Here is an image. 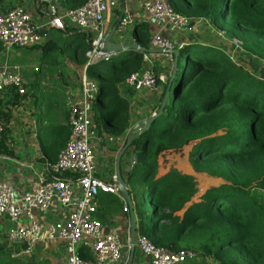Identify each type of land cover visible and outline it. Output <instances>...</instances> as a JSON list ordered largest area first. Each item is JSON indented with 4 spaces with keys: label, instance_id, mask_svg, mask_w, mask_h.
Here are the masks:
<instances>
[{
    "label": "trees",
    "instance_id": "obj_1",
    "mask_svg": "<svg viewBox=\"0 0 264 264\" xmlns=\"http://www.w3.org/2000/svg\"><path fill=\"white\" fill-rule=\"evenodd\" d=\"M58 1L61 8L73 10L89 0ZM166 1L175 14L190 21V28L194 21H207L264 61V0ZM68 31L76 32H63ZM128 35L140 48L149 49L152 34L147 25H135ZM80 36L66 57L83 67L89 43ZM35 47L42 49L44 61L63 52L51 41L27 49ZM211 50L194 43L179 51L175 78L161 85L159 107L168 91L162 114L130 143L137 160L127 190L135 234L155 248L194 253L183 264H264V201L252 195L264 191V80L252 78ZM142 54L122 52L115 61L86 68L87 78L96 85L92 110L98 133L115 139L137 135L129 132V92L123 88L141 71ZM24 87L23 95L13 87L0 92V157L16 158L8 125L12 110L27 103L34 112L40 160L54 164L70 135L65 90L42 85L38 72ZM187 146L192 174L164 159ZM161 167L164 173L159 174ZM195 175L211 182L201 195ZM80 252L89 258L85 249ZM0 264H11L5 244H0Z\"/></svg>",
    "mask_w": 264,
    "mask_h": 264
},
{
    "label": "built area",
    "instance_id": "obj_2",
    "mask_svg": "<svg viewBox=\"0 0 264 264\" xmlns=\"http://www.w3.org/2000/svg\"><path fill=\"white\" fill-rule=\"evenodd\" d=\"M39 20L37 23L24 6H15L6 12L0 11V45L5 51L42 46L48 41L51 29L75 30L86 37L89 49L85 53L86 63L79 73L76 91L68 103L69 139L58 154L54 164H45V172L38 177L35 187L20 193L10 184L0 180V219H6L4 239L17 250L23 247L30 253L34 246L59 243L65 251L63 264H125L128 255L129 236L124 243L112 231H105L96 218V199L99 193L118 197L122 212L129 213L125 199L118 189L116 175L109 181L95 176L96 161L93 141L99 140L94 124L92 101L96 85L87 78L86 68L119 59L120 54L106 55L103 43L108 35V18L118 6L116 0H89L82 7L67 10L61 8L58 0H36ZM143 9L148 17L162 28L189 32V20L175 14L166 0H147ZM115 33L123 37L132 27L130 16L122 12L116 22ZM133 44V41H130ZM149 49L160 50L164 57L173 58L171 51L181 49L154 33L149 38ZM114 59L112 60V58ZM173 61V60H172ZM154 55L142 54V69L126 81V88L134 94L157 92L167 78L153 71ZM170 74H168L169 77ZM26 79L8 69L0 71V92L9 87L17 89L18 95L25 91ZM159 107L155 105L149 117ZM96 133V134H95ZM100 135V133H98ZM102 141L114 144L116 139L102 134ZM125 138L122 139V143ZM136 158L130 161V172L136 166ZM24 170L33 171L32 165H21ZM59 208L62 218L48 221L45 216L53 208ZM129 229V219L128 225ZM85 249L89 258L80 252ZM138 253L148 264H183L195 255L190 251L169 252L155 248L144 236H136Z\"/></svg>",
    "mask_w": 264,
    "mask_h": 264
},
{
    "label": "crops",
    "instance_id": "obj_3",
    "mask_svg": "<svg viewBox=\"0 0 264 264\" xmlns=\"http://www.w3.org/2000/svg\"><path fill=\"white\" fill-rule=\"evenodd\" d=\"M116 1L118 4L119 1H121V12H126L130 16L133 23L131 28L135 25L143 24L147 25L149 35L158 32L171 41L178 37L177 32L170 28H162L154 20L148 17L143 9V3L147 0ZM0 5H2L4 9H11L15 6H24L35 23L39 20L40 14L38 13L36 0H0ZM115 25L116 23H114L112 29ZM131 28L125 31L123 38L115 35L110 39V42L112 44H119L125 41V46L130 45L131 42L128 33ZM112 29H109L108 32ZM47 32L49 36L48 41H51L52 43L55 42L58 48H61L63 52L58 50L52 54L51 60L44 61V59H42V49L39 47L33 49H10L5 51L0 45V71L2 69H8L12 73H18L26 79V82L33 79V72H38V77H41V80L47 78L49 72L54 73V76H59L63 80L60 85H62L61 87L65 90L64 97L68 108V103L72 97L71 94L76 91L75 89L77 88L79 73L82 70V66L71 59L66 58V54L81 40L80 35L83 34H78L77 32L72 31L63 32L55 29H51ZM153 55L154 59L158 61L159 58L163 59L164 57L162 54ZM55 78L56 77H54L53 80ZM127 91L130 93V95L127 93L125 97L128 98L129 102V131H131V129H134L141 121H143L141 119L136 125H133L132 123L133 116L138 112L136 106L137 102L142 104L141 99L146 100L150 97L152 105H156L161 94V89L159 88L158 92H143L138 95L128 89ZM32 113L34 112L29 109L27 103H23L12 110L11 120L8 127L10 129L11 147L16 158L8 159L0 157V180L12 185L19 193L35 187L38 177L45 172V164L40 160L41 154L39 150V140L36 138V121L34 116H32ZM96 135L99 140L93 141L96 161L95 176L98 179L109 181L111 176L116 175V158L118 152L124 146H122L123 138H116L114 144H107L102 141V134L99 135L97 133ZM132 157H134V155L128 148L120 161V175L126 182L127 187L130 173V161ZM24 164L32 165L33 171L24 170L21 167V165ZM177 169L180 171L179 168ZM162 173H164V169L161 167L159 174ZM96 204V218L102 224L104 230L112 231L124 243H126L127 237L129 236V229L127 227L129 217L122 212L121 200L114 195L99 193L96 199ZM45 218L48 221L59 220L62 218L60 209H55L54 207L46 214ZM6 228V219H0V244H5V246H7L11 264H63L65 251L59 243L40 244L34 246L30 253H25L23 247L17 250L7 244L3 237ZM124 255H128L126 250ZM132 264H148V261L138 253L137 249H135Z\"/></svg>",
    "mask_w": 264,
    "mask_h": 264
},
{
    "label": "rangeland",
    "instance_id": "obj_4",
    "mask_svg": "<svg viewBox=\"0 0 264 264\" xmlns=\"http://www.w3.org/2000/svg\"><path fill=\"white\" fill-rule=\"evenodd\" d=\"M120 2L121 1H119L118 6L113 11V13L110 15L108 25H106L107 31H109V29H112V26L114 25V23H116V21L120 18V15L122 14ZM177 34H178V37L175 40H172L175 46H179L183 41H184L183 42L184 47L194 44V43L199 44V45L202 44L203 46H207L208 48L212 49L211 51L219 52L224 57L229 58L233 64L241 68L245 73H247L252 78L257 79V80H261V79L264 80V61L260 60L259 58L251 54L250 52L246 51L244 46H242V43L239 40L235 38L234 39L229 38L225 34V32L215 29V27L211 25L209 22L204 21V20L194 21L193 24L191 25L189 32H184V33L177 32ZM115 35L118 36L117 34L114 33L113 36ZM120 38H123V37H120ZM113 59L114 57L112 58V60ZM172 60L173 58L170 59V57L168 58L163 57V59L159 58V61L155 60L153 71L158 76L162 75L163 78H168V74H170V70L172 66ZM180 75H181V72H180ZM54 77L56 78L53 80ZM61 82H62V78L59 76L58 77L54 76V73L52 72L48 73L47 78L41 80L42 85H47L51 87H53V85L62 86L60 85ZM159 88L161 89L162 87H159ZM57 90L58 92L59 91L61 92V89L60 90L57 89ZM124 90L127 91L125 87H124ZM126 91L124 93H126ZM49 100H50V97L48 96L44 97V101L46 103ZM141 100H142V104H139V102H137L136 104L138 108L137 109L138 112L133 116V122H132L133 125H136V123L140 122L141 119L144 120V119L149 118V115L155 109V104L152 105V103L150 102L151 101L150 97H148L146 100H143V99ZM130 109H131V106H130ZM135 128L131 130L139 132L140 129L137 130ZM125 141L122 143V146L124 145ZM190 149H191V146H187V147H184L180 153H168L165 155L164 159L166 158L170 164L179 168L180 171L186 172V174L187 173L192 174L189 161H188V153L190 152ZM167 160H165V163ZM162 165L165 169V166H164L165 164L163 162H162ZM132 172L135 174L134 170H132ZM195 179H196L198 190L200 192L199 194L201 195L204 193L206 188L210 186L211 182L204 175H195ZM252 195H254L255 197L257 196L259 199L264 201V191H255L254 193H252Z\"/></svg>",
    "mask_w": 264,
    "mask_h": 264
},
{
    "label": "water",
    "instance_id": "obj_5",
    "mask_svg": "<svg viewBox=\"0 0 264 264\" xmlns=\"http://www.w3.org/2000/svg\"><path fill=\"white\" fill-rule=\"evenodd\" d=\"M117 25V24H116ZM116 25L114 26V28L108 33L104 43H103V52L106 55H110V54H121L122 52H127V51H138L141 53H146V54H163V51L160 50H151V49H143L140 48L137 44L133 43L130 45H124L125 41L119 43V44H112L110 42V39L112 38V36L115 33L116 30ZM184 48V43H181V48ZM178 50H173L171 51V54L173 56V61H172V66H171V70H170V75L169 78L172 81L177 73V58H178ZM167 95H168V91H166V93L164 94V97L162 99V102L160 103V107L158 109V111L156 112V114L154 116H151L143 121H141L139 123V125L136 126L135 129H140L139 127L142 126V129L139 130V132L137 133L136 136L134 137H128L126 139V143L123 146V148L118 152L117 154V158H116V178L118 181V189L120 191V193L122 194V196L125 199L126 205L128 206L129 209V249H128V257L126 260L125 264H132L133 262V258H134V252H135V245H136V234H135V226H134V218H133V214H132V202H131V198L128 195V187L126 182L121 178L120 175V161L124 155V153L126 152V150L129 148L131 141L137 137L138 135L142 134L143 132L147 131L151 125V123L156 120L163 111V106L166 102L167 99Z\"/></svg>",
    "mask_w": 264,
    "mask_h": 264
},
{
    "label": "clouds",
    "instance_id": "obj_6",
    "mask_svg": "<svg viewBox=\"0 0 264 264\" xmlns=\"http://www.w3.org/2000/svg\"><path fill=\"white\" fill-rule=\"evenodd\" d=\"M127 138H125V140H126Z\"/></svg>",
    "mask_w": 264,
    "mask_h": 264
}]
</instances>
